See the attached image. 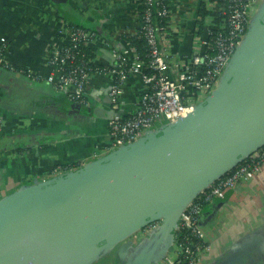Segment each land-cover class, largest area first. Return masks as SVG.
<instances>
[{
  "label": "water",
  "instance_id": "obj_1",
  "mask_svg": "<svg viewBox=\"0 0 264 264\" xmlns=\"http://www.w3.org/2000/svg\"><path fill=\"white\" fill-rule=\"evenodd\" d=\"M263 144L264 2L220 85L188 116L3 197L0 264H89L157 221L148 240L166 241V256L187 204ZM149 261L140 255L127 264Z\"/></svg>",
  "mask_w": 264,
  "mask_h": 264
},
{
  "label": "crops",
  "instance_id": "obj_2",
  "mask_svg": "<svg viewBox=\"0 0 264 264\" xmlns=\"http://www.w3.org/2000/svg\"><path fill=\"white\" fill-rule=\"evenodd\" d=\"M135 1L69 0L58 5L52 0H0V43L3 39L8 42L6 58L13 66L47 76L46 53L71 20L96 32L92 62L115 69L118 55L129 61L131 51L124 40L113 41L111 37L122 31L137 32ZM169 1L173 50L189 56L199 0ZM110 68L92 75L89 105L84 109L71 107L67 96L57 93L45 80L34 81L0 68V114L10 130L18 125L22 128L0 135V200L22 187L54 179L57 168L83 166L107 155L111 117L116 113L130 116L144 89L139 75L129 76L119 109L114 111L109 91L116 75ZM29 120L32 128L23 129L21 124ZM201 224L211 246L203 264H264V168L256 179L240 182L208 207ZM142 233L135 234L140 239L128 237L99 257L113 255L127 264L131 258L147 255L149 264H162L166 241L158 244ZM124 243H128L125 249ZM89 264H96V260Z\"/></svg>",
  "mask_w": 264,
  "mask_h": 264
},
{
  "label": "built area",
  "instance_id": "obj_3",
  "mask_svg": "<svg viewBox=\"0 0 264 264\" xmlns=\"http://www.w3.org/2000/svg\"><path fill=\"white\" fill-rule=\"evenodd\" d=\"M148 7L154 0H144ZM138 5L140 0L135 1ZM264 0H199L194 21L192 49L189 56L180 55L173 49L169 29H156L152 23L153 12L146 11L144 29L150 45V73H145L137 51L125 41L131 51V60L118 55L117 68H110L116 80L109 91L114 111H118L124 93V82L131 75H139L144 89L138 98L135 111L130 116L114 114L109 121L110 140L107 154L139 141L151 132L177 123L192 113L196 106L205 101L218 88L237 49L242 45L253 18L255 8L260 9ZM136 5V15L138 16ZM159 16H168L171 21V5L158 10ZM138 31V30H137ZM131 33L122 31L112 35ZM60 40L46 53V64L50 68L47 76L31 70L18 69L6 58L8 45L0 43V68L25 74L34 81H47L59 94L69 101L88 106V84L93 74L106 73L109 68L97 67L91 58L89 64L78 63L76 51L80 45L91 49L98 39L95 31L65 24ZM2 46V47H1ZM3 47L6 50L3 51ZM114 52L116 49L113 48ZM91 64V65H90ZM1 127V115H0ZM78 167L57 168L54 175H64ZM264 168V144L245 156L233 169L218 177L202 189L184 208L173 232L174 256L166 254L162 264H203L211 246L202 227L205 211L216 201L223 199L242 181L256 179ZM161 221L139 230L147 239L154 234ZM138 232V231H137ZM130 237H136V233ZM136 239H140L136 237ZM169 251V250H168Z\"/></svg>",
  "mask_w": 264,
  "mask_h": 264
},
{
  "label": "trees",
  "instance_id": "obj_4",
  "mask_svg": "<svg viewBox=\"0 0 264 264\" xmlns=\"http://www.w3.org/2000/svg\"><path fill=\"white\" fill-rule=\"evenodd\" d=\"M170 5V1L169 0H154L153 4L150 6V8L148 7V5L146 4V2L144 0H140L139 4L137 5V20L139 23V29L136 33H125L121 36H119L118 40H124L128 43H130V46L132 48H134L140 58V61L144 64L143 65V69L145 73H150L151 70L149 69L148 65L150 63L151 57H150V45L147 41V37H146V32L144 29V24H145V20H144V16L146 11L151 10L153 12V18H152V23L153 25L156 27V29L160 28L162 30L164 29H168L169 25H170V17L168 16H159L157 14L158 10H160V8ZM67 21V20H66ZM67 23L72 26V27H77V28H82L85 30H92V28L87 27L81 23L75 22V21H67ZM94 31V30H92ZM8 45V42L6 43ZM2 47V46H1ZM6 50V47H3V51ZM91 55V49L88 46L85 45H80L79 49L76 51V57L78 58L77 61L78 63H84V64H89V57ZM91 65V64H90ZM99 68H101L102 66H97ZM68 102L70 104L73 105H78L77 108L80 109H84L87 108L86 105L84 104H79V103H74L72 101ZM0 135H4V133H1ZM18 153H21V151H18Z\"/></svg>",
  "mask_w": 264,
  "mask_h": 264
},
{
  "label": "rangeland",
  "instance_id": "obj_5",
  "mask_svg": "<svg viewBox=\"0 0 264 264\" xmlns=\"http://www.w3.org/2000/svg\"><path fill=\"white\" fill-rule=\"evenodd\" d=\"M258 8H255L253 10V14H256V11H257ZM1 115V114H0ZM24 123L21 124L23 125L22 127H24L23 129H31V120H29V122H26V121H23ZM34 123V122H32ZM9 129V130H8ZM22 128H20V125H18L17 127H15V130H10V128L8 127L7 123H6V120L3 118V116L1 115V127H0V134L1 133H17L18 130H21ZM48 180H51V179H48ZM46 180V181H48ZM45 181V182H46ZM174 251H175V245H172L171 248L169 249L168 251V255L170 256H174ZM99 255L96 256L94 259L96 260V264H122L119 260V258L116 256L114 257L113 255L111 256H105V255H102L100 256L99 258ZM93 259V260H94Z\"/></svg>",
  "mask_w": 264,
  "mask_h": 264
}]
</instances>
